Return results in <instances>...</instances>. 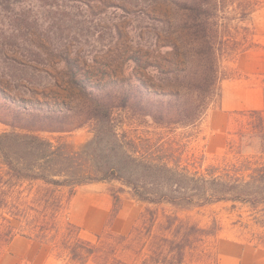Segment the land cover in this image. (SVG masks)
Instances as JSON below:
<instances>
[{
	"label": "trees",
	"instance_id": "trees-1",
	"mask_svg": "<svg viewBox=\"0 0 264 264\" xmlns=\"http://www.w3.org/2000/svg\"><path fill=\"white\" fill-rule=\"evenodd\" d=\"M176 5L185 64L174 78L175 90H164L168 83L160 91L150 89L141 77L103 85L71 79L82 88L84 102L54 109L12 95L0 80V122L11 128L0 133V258L17 235L62 236L73 260L87 255L95 264H132L129 258L140 264H218L212 246L224 228L221 221L201 225L167 212V204L184 211L227 203L245 208L264 226V107L234 111L238 118L221 158L206 164L205 151L194 160L185 156L188 138L199 132L221 96V62L252 46L246 47L250 27L239 23L249 22L264 0H180ZM68 53L65 47L56 54L70 67ZM116 109L138 116L130 131H119ZM89 123L95 133L90 149L40 134L69 133ZM113 181L121 183L112 194L116 213L124 192L146 205L129 233L98 235L96 245L82 239L73 222H60L78 187ZM25 183L38 184L30 198L24 196Z\"/></svg>",
	"mask_w": 264,
	"mask_h": 264
},
{
	"label": "rangeland",
	"instance_id": "rangeland-1",
	"mask_svg": "<svg viewBox=\"0 0 264 264\" xmlns=\"http://www.w3.org/2000/svg\"><path fill=\"white\" fill-rule=\"evenodd\" d=\"M178 2L180 0H0V80L4 81L1 85L18 98L54 109L75 108L84 102L82 88L71 79L88 85H103L141 77L150 89L160 91L162 85L168 83L169 87L164 90H175L174 78L185 64L178 32ZM239 25L250 27L252 34L246 47L252 46L221 62L225 77L221 96L210 105L199 132L188 138L185 156L191 160L205 151L207 164L225 153L227 145L219 151H212L208 146L213 134L209 119L214 111L223 109L225 95L232 105L258 103L255 93L241 99V92L232 88V84L259 85L264 89V5L252 13L249 22ZM65 47L69 49L70 67L66 59L56 54ZM51 53L55 55L51 56ZM236 110L240 109L229 110L225 127L227 142L238 118L234 113ZM113 117L120 125V132L130 131L139 121L137 115L125 110L116 109ZM145 119L152 123L150 117ZM9 130V126L0 122V133ZM181 131L177 129L178 139ZM40 134L54 141L66 139L76 149L92 148L95 138L92 123L69 133ZM23 187L24 196L30 198L38 184L25 183ZM119 187L121 183L117 181L78 187L60 222H73L78 226V235L96 245L101 243L98 235L129 233L146 205L124 192L116 213L112 194ZM61 193L67 197V189ZM98 208L104 210L103 219V211ZM165 208L169 213L178 212L181 217L191 218L201 225H209L213 219H218L224 227L219 239L231 237L264 247V226L255 222L245 208L233 209L227 203L184 211H177L168 204ZM32 239L48 245L52 264H95L94 258L87 255L73 260L70 243L65 237ZM219 239L212 246L214 255ZM128 261L140 264V259L129 258Z\"/></svg>",
	"mask_w": 264,
	"mask_h": 264
},
{
	"label": "crops",
	"instance_id": "crops-1",
	"mask_svg": "<svg viewBox=\"0 0 264 264\" xmlns=\"http://www.w3.org/2000/svg\"><path fill=\"white\" fill-rule=\"evenodd\" d=\"M231 87L241 92L243 100L244 95L255 93L258 96V103L232 105L228 96L225 95L223 109L214 111L209 119L213 134L209 137L208 146L212 151H219L227 145L225 127L229 120V110L264 107V89L261 86H244L238 82ZM100 210L103 211V219L105 213L103 209ZM6 249L7 251L3 252L0 258V264H52V254L48 245L32 238L17 235ZM217 255L218 264H264L263 246L231 237H221L218 240Z\"/></svg>",
	"mask_w": 264,
	"mask_h": 264
}]
</instances>
